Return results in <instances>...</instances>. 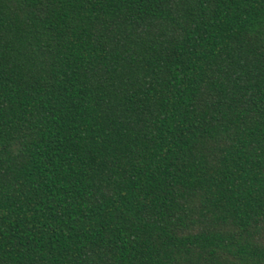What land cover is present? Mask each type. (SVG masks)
<instances>
[{
    "label": "trees",
    "instance_id": "obj_1",
    "mask_svg": "<svg viewBox=\"0 0 264 264\" xmlns=\"http://www.w3.org/2000/svg\"><path fill=\"white\" fill-rule=\"evenodd\" d=\"M0 264H264V0H0Z\"/></svg>",
    "mask_w": 264,
    "mask_h": 264
}]
</instances>
